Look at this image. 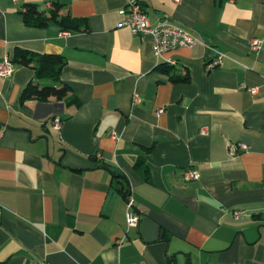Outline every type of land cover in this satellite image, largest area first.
<instances>
[{
	"label": "crops",
	"instance_id": "crops-1",
	"mask_svg": "<svg viewBox=\"0 0 264 264\" xmlns=\"http://www.w3.org/2000/svg\"><path fill=\"white\" fill-rule=\"evenodd\" d=\"M54 3L79 31L21 14ZM131 3L199 43L157 58ZM17 48L61 57L79 105L23 102L53 84L31 67L0 78V264H264V0H0V62Z\"/></svg>",
	"mask_w": 264,
	"mask_h": 264
},
{
	"label": "trees",
	"instance_id": "trees-1",
	"mask_svg": "<svg viewBox=\"0 0 264 264\" xmlns=\"http://www.w3.org/2000/svg\"><path fill=\"white\" fill-rule=\"evenodd\" d=\"M62 5L54 3L49 10H40L35 4H27L21 12L27 22L36 24L39 27H46L51 21L58 23L65 30L79 31V24L70 15H61ZM15 65L31 67L35 71V77L38 80H51L52 85L38 86L29 84L23 91L22 101L35 98L40 102H49L55 98L57 101L65 102L66 105H79V100L69 98L70 88L61 81L62 69L65 61L51 54H39L17 48L11 57ZM160 71L171 74L175 70L172 65H163L159 67ZM173 78L176 82L189 83V74L179 75L174 73ZM114 179L118 182L124 179L121 174L113 172ZM123 192V190H122ZM125 197L127 195L125 194Z\"/></svg>",
	"mask_w": 264,
	"mask_h": 264
},
{
	"label": "built area",
	"instance_id": "built-area-1",
	"mask_svg": "<svg viewBox=\"0 0 264 264\" xmlns=\"http://www.w3.org/2000/svg\"><path fill=\"white\" fill-rule=\"evenodd\" d=\"M176 2H181V0H175ZM121 14L124 16L123 21L120 23L121 27H127L130 29L133 35L151 36L153 39V53L157 58L161 56L180 49V48H193L199 43L198 38H196L192 33L188 32L181 26L161 20L157 25L152 26L149 22L148 15L145 10L136 3L129 4ZM69 35V32L63 34ZM262 48V41L260 39H253L251 43V49L255 53H259ZM226 56L219 54L217 58L207 66V69H213L220 66ZM15 63L12 61L11 57L6 56L0 62V78L7 79L15 71ZM257 88H252L251 92L253 94L257 93ZM61 120L59 118L55 119V128L59 129L61 127ZM113 138L117 139V134H113ZM238 150L247 151L248 146L246 144H239ZM236 151L232 148V153ZM186 178L188 180H195L199 178V173L197 170H189L186 173ZM128 213H127V223L129 227H136L141 216L134 210L133 200L131 197L127 200ZM2 215V208H0V216ZM42 264H45L44 262Z\"/></svg>",
	"mask_w": 264,
	"mask_h": 264
},
{
	"label": "rangeland",
	"instance_id": "rangeland-1",
	"mask_svg": "<svg viewBox=\"0 0 264 264\" xmlns=\"http://www.w3.org/2000/svg\"><path fill=\"white\" fill-rule=\"evenodd\" d=\"M48 83H50V82H48Z\"/></svg>",
	"mask_w": 264,
	"mask_h": 264
}]
</instances>
